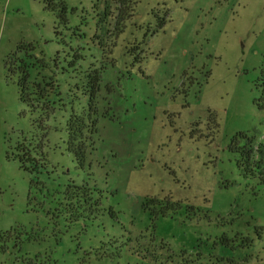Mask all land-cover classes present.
Here are the masks:
<instances>
[{
	"label": "rangeland",
	"instance_id": "obj_1",
	"mask_svg": "<svg viewBox=\"0 0 264 264\" xmlns=\"http://www.w3.org/2000/svg\"><path fill=\"white\" fill-rule=\"evenodd\" d=\"M47 2L0 0V264H264V185L233 151L264 145V0ZM94 83L80 166L62 116Z\"/></svg>",
	"mask_w": 264,
	"mask_h": 264
},
{
	"label": "trees",
	"instance_id": "obj_2",
	"mask_svg": "<svg viewBox=\"0 0 264 264\" xmlns=\"http://www.w3.org/2000/svg\"><path fill=\"white\" fill-rule=\"evenodd\" d=\"M119 5L118 12L121 10L122 5L126 10L131 7L133 4L130 0H115ZM47 9H62L63 13L65 12V5L63 2L55 3L54 0H48L46 4ZM118 14V13H117ZM125 15V13H123ZM119 15L125 17L122 14L117 15V19L119 20ZM64 24L66 21H63ZM29 50L31 52L35 51V47L33 45H21L18 50ZM13 66V64L11 65ZM28 66L25 61L20 59V66L18 67V71L21 75V81L19 84L20 90V100L24 103L33 115H40L42 111L47 110L50 111L54 102L47 99L38 85V90L35 92L31 91V83L29 82V74H28ZM10 72H13L10 69ZM97 90V83L93 85V92L91 101L89 102L88 110H81L80 113L69 114L65 117L62 116V119H65L63 123V129L66 133V148L70 154H73L80 166L86 161L87 155L90 152L95 151V142L98 136L97 131V108L95 103L93 102L95 98V92ZM63 103V102H62ZM56 106V105H54ZM53 106V107H54ZM67 106L64 104H60L58 110H54L55 112L67 111ZM67 113V112H66ZM241 140H243L244 145L240 146ZM233 151L238 153L241 159L238 161L239 170L242 172L245 178H258L259 182L264 185V145L258 144L255 136H249L247 133H239L236 135L233 141Z\"/></svg>",
	"mask_w": 264,
	"mask_h": 264
}]
</instances>
